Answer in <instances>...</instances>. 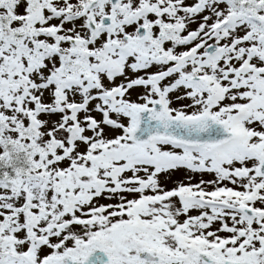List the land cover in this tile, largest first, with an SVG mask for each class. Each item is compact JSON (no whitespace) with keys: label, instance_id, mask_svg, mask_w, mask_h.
Wrapping results in <instances>:
<instances>
[{"label":"snow or ice","instance_id":"obj_1","mask_svg":"<svg viewBox=\"0 0 264 264\" xmlns=\"http://www.w3.org/2000/svg\"><path fill=\"white\" fill-rule=\"evenodd\" d=\"M0 264H264V0H0Z\"/></svg>","mask_w":264,"mask_h":264}]
</instances>
